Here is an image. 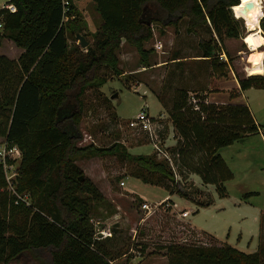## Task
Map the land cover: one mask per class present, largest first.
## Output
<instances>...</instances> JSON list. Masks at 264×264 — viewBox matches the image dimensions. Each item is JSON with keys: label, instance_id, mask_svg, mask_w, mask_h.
<instances>
[{"label": "trees", "instance_id": "1", "mask_svg": "<svg viewBox=\"0 0 264 264\" xmlns=\"http://www.w3.org/2000/svg\"><path fill=\"white\" fill-rule=\"evenodd\" d=\"M66 1L6 0L14 3L16 10L0 9V44L8 37L22 49L17 57L0 54V136L21 150L23 183H18L16 190L29 189L32 193L29 204L15 202V195L6 188L0 161V264H16L25 252L37 264H113L114 252L105 238L96 236L88 221L91 200L103 197L89 178H80L82 169L73 156L78 151L112 154L133 162L134 175L143 181L162 184L170 193L177 191L204 205L209 198L198 200L180 181L196 173L224 195L223 183L233 172L219 148L264 126L256 121L247 103L208 101L198 91L190 94L183 83L174 86L171 99L161 97L177 134L169 151L179 178L155 151L132 153L118 139L107 145L76 146L81 136V95L89 86L105 82L106 78L97 73L99 67L109 66L121 73L117 51L122 41L136 47L142 65H150L147 59L151 48H146L145 42L153 36L154 19L144 14L147 4L158 6L167 23L176 24L186 17L188 32L207 26L211 35L199 38L195 55L209 64L211 74L218 76L227 75L231 65L229 60H220V43L225 37H239L240 27L230 8L237 0H93L101 22L84 51L77 42V33L87 26L86 19L72 0ZM236 16L246 19L248 34L257 29L250 16ZM260 26L264 30V14ZM260 45L251 47L248 56L253 64L251 73L235 72L239 86L230 90L231 98L241 89L264 87V74L258 73L262 71L258 65ZM182 57L174 56L172 60L180 61ZM72 96L75 107L71 108ZM63 106L70 109L62 113ZM110 116L109 120H115L114 115ZM167 128L164 121L163 138ZM136 135L135 140L145 139L143 134ZM251 193L254 191L245 195ZM165 248L169 264L264 263V243L250 252L216 241L174 242Z\"/></svg>", "mask_w": 264, "mask_h": 264}, {"label": "rangeland", "instance_id": "2", "mask_svg": "<svg viewBox=\"0 0 264 264\" xmlns=\"http://www.w3.org/2000/svg\"><path fill=\"white\" fill-rule=\"evenodd\" d=\"M77 3L84 13L81 10L80 12L93 28L91 30L87 25L81 30L89 44L93 41L92 32L101 19L92 0H77ZM144 14L154 19L151 23L153 36L145 42V47L151 48L147 59L150 65H142L141 55L136 47L122 41L117 51L121 73L114 72L109 66L99 67L97 73L106 78L105 82L89 86L81 95V136L76 140V146L89 143L107 145L118 139L132 153H151L152 143L148 139L135 140L124 122L135 116L143 107L152 116L164 114L168 126L163 139L166 142L165 140L171 138L169 135L172 123L161 97L171 99L174 86L187 81L188 71L200 69L206 72L209 69L208 63H196L191 57L180 61L172 60L174 56L199 52V38H208L211 35L207 26H200L197 32H188L185 28L186 17L176 24L167 23L163 11L152 3L147 4ZM263 14L259 22L251 17L257 29ZM234 16L239 23L240 36L225 37L220 47L226 52L233 70L241 74L244 72L242 67L246 65V60L240 57L241 54L237 50L242 48L245 53L251 51L245 41L251 32L248 34L249 28L245 18ZM77 42L79 43L78 40ZM156 42L161 43L160 48L155 46ZM18 48L12 39L5 37L0 45V54L13 55ZM83 50L86 48L83 47ZM233 90L236 88L233 87ZM115 93L116 95L112 96ZM245 94L243 99L250 106L256 121L264 124V89L252 87ZM69 104L71 108L75 107L73 96ZM68 109V106H63L60 112H67ZM110 114L114 115L116 121L109 120ZM263 127L259 133L245 135L219 149L233 172V176L223 183L226 188L224 195L218 193L215 184L203 182L200 177L194 175L196 173H190L180 181L187 187V192L198 200L209 198V202L204 205L177 191L170 193L162 184L143 181L134 175L133 162L112 154L89 155L81 151L75 153L74 161L81 167L82 175L97 186L103 197L100 200H91L88 221L92 224L96 236L105 238L104 241L114 252L115 257L111 262L169 264L165 245L174 242H226L247 252L256 250L259 243H264V212L260 214L259 210V207L264 209ZM167 137L169 139H166ZM2 141L3 137L0 136V144ZM20 159L10 160L5 171V174L12 176L14 186L23 183ZM121 180H124V184ZM251 191L254 193L245 195ZM22 193L31 202V190L25 189ZM166 194L169 198L157 207L150 211L142 209L141 203L145 199L156 203ZM183 208L190 210L186 217L178 215ZM103 230L109 231V234L104 235ZM107 236L109 239H106ZM16 264L37 263L25 252L20 255Z\"/></svg>", "mask_w": 264, "mask_h": 264}, {"label": "built area", "instance_id": "3", "mask_svg": "<svg viewBox=\"0 0 264 264\" xmlns=\"http://www.w3.org/2000/svg\"><path fill=\"white\" fill-rule=\"evenodd\" d=\"M2 8H7L10 11L16 10V6L12 2H8V3L4 2L3 4L0 5V9ZM1 25L2 22L0 21V27ZM155 46L157 48H160L161 43L156 42ZM218 56L223 60H227L226 53L223 50H221L218 53ZM164 118H165L164 114H159L158 116H152L148 114L146 108L143 107L138 111V113L135 116L129 118L126 122H124V125L127 129L131 131L133 135L137 134L136 136H140L143 134L145 139H148L152 143L153 151L156 152L158 157L166 160V162L169 164L175 178H179V174L177 172L176 165L173 160V156L169 151L170 145L164 142L163 140L164 138L161 135V129L165 121ZM20 158H21V150L18 147V145L14 143H9L3 139L2 143L0 144V161L2 162L4 169L6 188L15 195V202L23 201L25 202V204H29L30 202L27 200L26 195L16 190L15 186L13 185L12 176H8L7 174H5L9 161ZM121 183L124 184V180H121ZM167 198L168 197L162 198L156 203H150L148 200L145 199L144 201H142L141 207L146 211L147 210L150 211L154 207H157L158 204H160L162 201H164ZM178 213L180 217H186L189 215L190 210L188 208H183ZM103 233L104 235H106L109 234V231L103 230Z\"/></svg>", "mask_w": 264, "mask_h": 264}, {"label": "crops", "instance_id": "4", "mask_svg": "<svg viewBox=\"0 0 264 264\" xmlns=\"http://www.w3.org/2000/svg\"><path fill=\"white\" fill-rule=\"evenodd\" d=\"M4 1H6V0H0V5L3 4ZM72 1L79 8L77 0H72ZM79 10H81V9L79 8ZM97 15H98V13H97ZM86 20H87V18H86ZM87 25L89 26L88 20H87ZM90 29L93 30V28H91V27H90ZM260 31L264 35V30L261 27H260ZM247 47H249L248 44H247ZM259 49L262 52V57H261V60H260L258 65L262 68V71L258 72V73L264 74V42L259 46ZM21 50L22 49L19 47L13 55H11V54H6V55H8L9 57H17L19 55V53L21 52ZM237 52L241 54L240 57H243L248 62L247 63L245 61L246 65L244 67H242V69L244 70V72L246 74L251 73L249 69L253 64L251 63V61L248 60V56H249L251 51H248L247 53H245V51L241 48V49H238ZM195 54H185V55H183L182 58L185 59L186 57H191V58L194 57L196 59H193V61L196 63L205 62L203 59H200V57L198 55H195ZM226 56H227V54H226ZM176 59H179V58H176ZM229 68H230V70L228 71L227 75H224V76H218L215 74H211L210 68L207 69L206 72H202V70L200 71V69L190 70L187 72L186 77H188V78H187V81L185 82V85L189 88L190 93L195 92V91H199L200 93L204 94L206 100H208V101H214V102L232 101V102H245V103H247L246 101H244L243 96H245L246 95L245 93L247 92V90L252 88V87H249L246 89H241L238 91V95L236 97H232V98L230 97V90H232L233 87L238 89L239 83H238V80H237V77L235 75V71L233 70L232 65H229ZM253 88H263L264 89V87H253ZM192 90H194V91H192ZM170 128L172 130L171 134L169 135L171 138L169 139L167 137L166 139H169V140H165L166 141L165 143L171 146L174 144L175 140L177 139V134L174 131V128L172 125H170ZM262 130H263L262 133L264 134V127ZM259 132H260V130L258 131V133ZM172 139H173V142H171ZM227 145H229V144H227ZM220 153L224 157V155L222 154L221 151H220ZM224 159H225V157H224ZM194 175L198 176L197 174H194ZM194 179H196V178H194ZM197 181L199 182L200 179ZM166 197H169V195L166 194L163 198H166ZM259 210L261 211L260 214H263L264 209L262 207H259ZM178 215H179V213H178ZM261 218H262V215H261Z\"/></svg>", "mask_w": 264, "mask_h": 264}, {"label": "bare ground", "instance_id": "5", "mask_svg": "<svg viewBox=\"0 0 264 264\" xmlns=\"http://www.w3.org/2000/svg\"><path fill=\"white\" fill-rule=\"evenodd\" d=\"M241 1L244 2L245 0H241ZM256 1L258 2V6L253 13L242 14V13L236 11L235 14L239 13L244 17H246V16L254 17L256 19V21L259 22L260 16L264 13V4H262V6H261V3H263L264 0H256ZM245 41L248 42V46L250 49H251V47H256V46L262 44L264 42V35L260 31V26L258 27V29L251 32L250 35H247L245 38Z\"/></svg>", "mask_w": 264, "mask_h": 264}, {"label": "water", "instance_id": "6", "mask_svg": "<svg viewBox=\"0 0 264 264\" xmlns=\"http://www.w3.org/2000/svg\"><path fill=\"white\" fill-rule=\"evenodd\" d=\"M261 3V2H260ZM258 6V2L256 0H245L244 2H242L241 0H237L235 3L230 5V8L233 12L234 15L235 12H240L242 14L244 13H253L256 8ZM262 6V3H261ZM147 22L150 23V20H147ZM77 37H78V41L80 43V45L82 47L86 46L88 44V40L86 39V37L82 34V33H77ZM115 94H113L112 96H115ZM84 176L81 175L80 178H83Z\"/></svg>", "mask_w": 264, "mask_h": 264}]
</instances>
